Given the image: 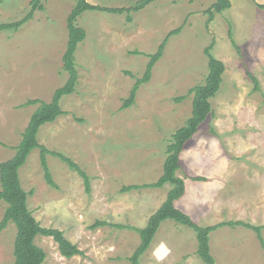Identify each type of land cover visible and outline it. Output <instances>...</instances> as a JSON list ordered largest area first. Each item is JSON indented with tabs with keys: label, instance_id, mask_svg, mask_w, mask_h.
<instances>
[{
	"label": "rangeland",
	"instance_id": "374dc122",
	"mask_svg": "<svg viewBox=\"0 0 264 264\" xmlns=\"http://www.w3.org/2000/svg\"><path fill=\"white\" fill-rule=\"evenodd\" d=\"M30 1L0 0V23L21 18ZM87 1L130 8L137 0ZM230 1L209 23L205 9L214 0H156L129 13L131 20L128 12L100 10L76 18L85 37L74 54L75 90L60 99L64 114L43 124L37 140L76 162L89 178V190L76 171L52 155L46 159L55 186H49L38 148L20 167L19 179L35 219L62 230L82 253L66 258L53 238L39 235L35 242L46 253L43 264H130L140 243L134 228L146 225L171 187L142 184L162 173L166 145L191 113L189 91L204 82L209 46L225 69L210 99L211 113L179 154L175 174L185 190L175 206L200 226L233 220L256 225L264 241V9L251 0ZM41 2L44 10H35L17 31H0V162L14 155L38 106L25 102H49L69 77L62 56L75 0ZM178 27L149 80L138 86L134 103L121 108L148 55ZM133 184L140 186L122 189ZM5 207L0 199V220ZM96 220L107 223L91 229ZM15 234L13 223L1 231L0 264H13ZM196 246L191 228L165 219L139 264H204ZM209 249L215 264H264V245L244 226L211 231Z\"/></svg>",
	"mask_w": 264,
	"mask_h": 264
},
{
	"label": "trees",
	"instance_id": "16d2710c",
	"mask_svg": "<svg viewBox=\"0 0 264 264\" xmlns=\"http://www.w3.org/2000/svg\"><path fill=\"white\" fill-rule=\"evenodd\" d=\"M154 1L156 0H137L130 8H113L93 5L87 0H75V4L67 17L68 38L62 56L63 68L68 72L69 77L64 85L55 89L49 102L41 99H32L25 102L26 105L38 103V106L30 116L28 124L22 133V138L15 148L14 155L0 162V199L6 203L3 216L0 220V233L9 223H13L16 228L13 242V264H43L46 253L35 242L36 237L39 235L53 238L57 243L60 254L66 258H71L82 253L77 245L72 243L64 235L62 230L55 227L42 226L39 221L35 219L32 212L27 207V192L22 188L19 179L20 167L25 163L29 153L38 148L39 161L44 173V179L49 186H55L46 159L47 155H52L58 157L67 164L70 169L76 171L83 178L85 189L87 191L89 190V178L76 162L59 151L48 149L37 140V132L43 124L53 121L60 114H64V111L60 108V99L65 95L73 93L75 90L78 74L75 67L74 54L77 45L85 37V30L75 23L76 18L84 11L100 10L109 13L128 12L127 20H131L129 13L136 12ZM251 1L255 2L259 8L264 9V3H257L255 0ZM230 6V0H214V2L205 9L207 23L213 20L216 13H221ZM37 9L44 10L41 0H31L30 9L21 18L15 21L1 22L0 31H17L22 24L32 18L34 11ZM179 30L180 27L171 30L167 37L159 44L157 50L148 55L149 60L146 63L143 75L136 78L130 89L129 95L123 100L121 108L130 107L134 103L136 90L140 84L149 80L153 66L162 56L166 39L169 35L177 33ZM232 43L235 45L233 40ZM210 48L211 46L204 50L207 56V73L204 82L194 86L189 91L192 94L191 113L186 118L184 124L174 130L170 141L166 145L162 173L156 181L142 184L143 187L159 188L168 183L171 187L168 189L166 197L159 208L148 218L146 225L139 229L134 228L140 235V243L128 258L130 264H139L141 255L149 248L160 223L165 219H171L179 224L188 226L195 232L197 244L196 254L204 264H215L209 249V233L223 225H240L253 229L256 231L259 241L264 245L260 229L256 225L242 220H233L216 223L214 225L200 226L192 220L188 214L175 206V200L180 198L185 190L183 179L175 174L176 170L179 168V154L186 142L198 131L200 125L206 120L209 113H211L210 99L214 97L219 90L222 74L225 69L223 62L210 53ZM249 76L254 82V89L259 90L257 78L250 73ZM177 99L180 98L178 97ZM211 133L215 134L214 130L211 129ZM191 178L194 180L204 179L199 176H193ZM139 186L140 185L133 184L124 186L122 189L130 190L138 188ZM106 223L107 222L104 220H96L90 225V228L95 229ZM116 226L122 227V225Z\"/></svg>",
	"mask_w": 264,
	"mask_h": 264
},
{
	"label": "crops",
	"instance_id": "0c3cea01",
	"mask_svg": "<svg viewBox=\"0 0 264 264\" xmlns=\"http://www.w3.org/2000/svg\"><path fill=\"white\" fill-rule=\"evenodd\" d=\"M193 177V176H192ZM196 177V176H195ZM199 177H201V176H199ZM196 181H199V182H201L200 180H196ZM218 229V228H217Z\"/></svg>",
	"mask_w": 264,
	"mask_h": 264
}]
</instances>
